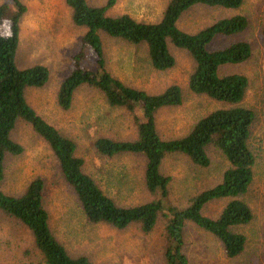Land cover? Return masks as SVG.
I'll return each mask as SVG.
<instances>
[{
  "label": "rangeland",
  "instance_id": "obj_1",
  "mask_svg": "<svg viewBox=\"0 0 264 264\" xmlns=\"http://www.w3.org/2000/svg\"><path fill=\"white\" fill-rule=\"evenodd\" d=\"M1 1V0H0ZM26 6L19 21L15 63L24 67L42 63L48 78L40 87H26L25 97L33 109L59 132L75 143L74 153L82 158V169L119 205H132L153 198L143 185V156L118 153L105 156L93 147L97 136L117 139L135 134L127 110L109 106L93 87L81 85L72 94L71 104L64 109L55 97L58 84L67 73L76 51L83 27L70 21L69 7L63 0H20ZM102 4L105 0H88ZM166 0H114L110 14L127 12L136 19L154 21L161 14ZM241 13L246 27L231 35H217L207 45L217 48L234 40L250 44L251 54L242 62L221 66L220 73L240 72L248 79L241 105L250 108L253 120L248 146L254 154L253 176L241 198L248 204L252 218L232 227L245 235L242 251L233 257L224 254L219 240L205 229L187 221L183 228L182 250L191 264H264V0H243L236 8L194 6L179 18V28L192 32L213 20ZM105 65L124 83L147 92L162 90L177 83L182 102L158 109L155 127L161 137L184 134L204 112L223 104L206 96L192 93L186 85L192 59L181 48L169 45L174 64L164 70L150 66L144 44H129L100 31ZM83 65L93 67L91 52L85 48ZM10 137L22 146L19 154H6L0 189L19 194L35 175L44 181L43 204L48 212L51 231L72 255L84 254L93 262L106 264H165L162 256L164 223L158 214L154 226L143 232L138 223L115 228L104 222H89L60 174L57 161L47 143L22 119H17ZM207 166L193 164L181 153L166 154L160 171L171 176L167 202L183 206L188 198L219 181L227 161L220 150L207 147ZM226 198L213 199L202 207V213L215 217ZM0 264H43L31 246L27 229L14 219L0 213Z\"/></svg>",
  "mask_w": 264,
  "mask_h": 264
},
{
  "label": "trees",
  "instance_id": "obj_2",
  "mask_svg": "<svg viewBox=\"0 0 264 264\" xmlns=\"http://www.w3.org/2000/svg\"><path fill=\"white\" fill-rule=\"evenodd\" d=\"M69 7L70 21L84 28L76 51L72 54L67 73L60 80L56 103L61 108L71 104L73 91L85 84L95 88L109 106L127 110L134 125L132 138L117 139L97 136L94 149L105 156L129 153L143 156V185L152 199L132 205H119L103 192L95 179L82 169L74 141L42 118L25 97L26 87H40L48 78L42 63L19 67L15 63L19 21L26 6L20 0L0 1V25L11 21L12 38H0V181L6 154L22 151L20 143L10 137L17 119L30 124L51 149L61 176L71 189L79 209L89 222H104L124 228L135 222L143 232L155 224L157 215L163 216L165 264H191L182 250L183 228L190 221L207 230L220 242L228 257L238 255L245 244V235L232 230L252 218L248 204L241 198L253 176L254 154L248 146L253 112L240 104L248 79L240 72L220 73L221 66L239 63L251 54L250 44L234 40L217 48L208 44L217 35H231L247 25L244 14L219 17L209 24L189 32L178 27L181 15L191 7L236 8L243 0H166L159 18L154 21L136 19L127 12L110 14L114 0L92 4L88 0H63ZM0 31H3L0 28ZM129 44H144L150 66L164 70L174 64L169 45L184 49L192 59L187 76V88L196 95L219 101L223 106L212 108L192 123L182 135L164 138L155 127L158 109L182 102L177 83H170L154 93L133 87L112 75L105 65L99 32ZM264 35V22L260 29ZM85 48L91 52L94 66L83 65ZM214 146L224 155L227 166L219 181L192 194L183 206L167 202L171 176L160 171L162 158L168 153H181L197 166H207V147ZM44 181L40 175L32 177L19 194L0 189V213L23 225L31 246L43 264H106L93 262L86 255H70L50 229L48 212L43 204ZM226 198L219 213L210 217L202 207L210 200ZM236 264H249L240 261Z\"/></svg>",
  "mask_w": 264,
  "mask_h": 264
},
{
  "label": "clouds",
  "instance_id": "obj_3",
  "mask_svg": "<svg viewBox=\"0 0 264 264\" xmlns=\"http://www.w3.org/2000/svg\"><path fill=\"white\" fill-rule=\"evenodd\" d=\"M0 28L3 29V31H0V38L4 39H11L12 38V30H11V21L9 19H5L3 24L0 25Z\"/></svg>",
  "mask_w": 264,
  "mask_h": 264
}]
</instances>
